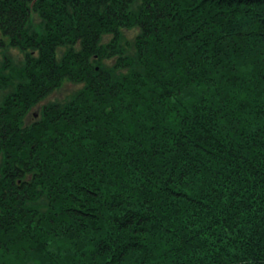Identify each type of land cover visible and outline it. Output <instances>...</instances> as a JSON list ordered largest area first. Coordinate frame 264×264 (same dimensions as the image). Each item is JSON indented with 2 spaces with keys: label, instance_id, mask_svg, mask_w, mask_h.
<instances>
[{
  "label": "trees",
  "instance_id": "16d2710c",
  "mask_svg": "<svg viewBox=\"0 0 264 264\" xmlns=\"http://www.w3.org/2000/svg\"><path fill=\"white\" fill-rule=\"evenodd\" d=\"M0 264H264V0H0Z\"/></svg>",
  "mask_w": 264,
  "mask_h": 264
},
{
  "label": "rangeland",
  "instance_id": "374dc122",
  "mask_svg": "<svg viewBox=\"0 0 264 264\" xmlns=\"http://www.w3.org/2000/svg\"><path fill=\"white\" fill-rule=\"evenodd\" d=\"M11 53H12V55H14V56H18V55L20 54L19 50H17V49H13V50L11 51ZM71 86H72V85H67V86L65 87V90H69V89L71 88ZM38 108H39V107H36L34 110H32L31 114L37 113ZM31 114L29 115L28 120L31 118V117H30ZM32 116H33V115H32ZM37 116H38V115H37Z\"/></svg>",
  "mask_w": 264,
  "mask_h": 264
}]
</instances>
